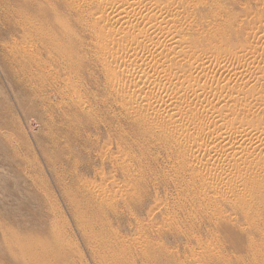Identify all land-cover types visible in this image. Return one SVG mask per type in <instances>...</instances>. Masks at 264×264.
<instances>
[{
	"label": "rangeland",
	"instance_id": "374dc122",
	"mask_svg": "<svg viewBox=\"0 0 264 264\" xmlns=\"http://www.w3.org/2000/svg\"><path fill=\"white\" fill-rule=\"evenodd\" d=\"M108 1L114 5L120 3L119 0ZM151 1L149 6L154 5L148 8L158 14L160 9L155 0ZM238 1L247 6L256 4V0ZM258 6L264 11V3ZM53 9L71 28L74 37L78 36V41L84 39L81 47L74 41L72 56L74 61L77 53L81 58L79 72L62 75V80H56L54 75L67 71L63 57L57 54L52 59L48 53L38 54L34 42L38 11L50 14ZM121 9L125 10V6ZM74 13L62 8L60 0H0V264L11 263L7 256L10 246L16 253L13 260L18 261L22 257L24 252L13 248L15 242L37 243L35 241L38 240L41 243H59L65 259L70 258L68 264H74V261L76 264H92L85 243H113L114 237L124 243H133L137 238L141 241L139 243H199L201 240L203 246L215 247L213 255L217 254L216 258H220L222 264H227L231 255H241V250L232 246L233 243H245L244 234L246 236L247 233L242 234L239 230L247 227L245 220L233 207L221 203L217 204L218 210L222 208L225 211L214 214L217 205L211 199L212 194H209V205L193 196L209 190H204L206 186L202 180H196L192 186L182 183L189 182V171L185 167V173H177L176 168L183 165L185 157L189 159V156L183 150L176 152L177 140L146 133L149 117L144 114L130 121L123 115V101L132 102L135 94L124 83L120 90L115 88L116 85L112 86L113 73L104 71L93 57L92 40L88 36L83 37ZM105 14L108 18L113 16ZM169 17L165 16L170 20ZM77 46L82 48L81 51ZM39 60L44 65L41 72L38 70ZM153 66L158 65L153 63ZM176 83L174 85L179 84ZM244 87L257 90L255 87L258 86L250 83ZM229 95L234 97L236 94ZM238 98L240 101L241 97ZM238 104L236 106L241 108ZM196 107L200 113L198 109L201 106ZM195 110L188 115L192 117ZM260 112L256 118H249L243 112L235 124L240 123L237 125L240 128L241 122H245V128L259 125L260 129L255 127V131L264 133V113ZM106 113L115 117V123H109L104 130L103 120L110 121ZM132 121L136 122L135 128ZM210 124L207 131L216 133L239 128L232 124L226 129L224 125V130L220 123ZM109 131L117 136L118 150L114 143L108 147ZM105 151L107 158L101 164L99 157ZM114 154L118 158V169L112 168L115 165L111 164V155ZM191 164L198 174L203 172ZM121 166L131 173L130 179L122 175ZM87 184L93 188L89 190L97 202H100L95 192L98 190L105 196L119 187L126 189L128 195L124 200L114 192L113 201L95 205L97 202L88 200ZM83 185L85 189H82ZM139 201L146 205L142 212L137 210ZM220 212L229 218L221 219L218 216ZM176 233L179 234L176 236ZM249 233L255 237L251 231ZM211 263L216 264L214 259Z\"/></svg>",
	"mask_w": 264,
	"mask_h": 264
},
{
	"label": "bare ground",
	"instance_id": "6f19581e",
	"mask_svg": "<svg viewBox=\"0 0 264 264\" xmlns=\"http://www.w3.org/2000/svg\"><path fill=\"white\" fill-rule=\"evenodd\" d=\"M60 1L61 7L68 13L75 12V24L80 25L83 37L88 36L92 40L95 51L92 52L93 57L100 62L104 71L113 73L112 86L116 85L114 87H119L117 90H120L124 83L135 94L133 103L123 101L122 112L128 121L144 114L149 117L146 133L177 140L176 152L183 150L189 156V159L185 157L183 165L176 168L177 173L189 171V182L182 183L192 186L196 180H202L206 186L204 190H209L200 195L192 193L193 196L202 199L206 205L211 198L209 194H212L211 199L216 205L221 203L233 207L246 221L244 223H247V227L239 229L242 234L247 233L246 236L244 234L245 243H233L232 246L241 250L242 254L231 255L227 264H264V133L255 131L259 125H255V129L248 126L253 131L243 126V123L246 125L245 122H241L244 128L237 126L240 123L235 124L243 112L249 118L258 117L260 111L264 113V11L258 6L264 0H256L254 6L242 5L238 0H155L163 15L162 12L159 13L160 10L157 14L148 8L151 0H119L120 5L110 4L108 0ZM121 6H125V10ZM38 13V27L35 28L34 38L37 53H48L52 59L59 54L65 60L64 67H67L66 72H56L54 78L62 80V75L79 72L81 58L77 53L74 61L72 56L74 41L81 47L84 39L78 41V36L74 37L73 31L59 18L56 9L50 14L44 10ZM105 13L113 16L108 18ZM164 15L170 16V20ZM168 21L172 23L169 24ZM78 46L81 51L82 48ZM153 63L158 66H153ZM38 65L41 72L44 65L40 60ZM175 82L179 84L174 85ZM250 83L260 86V89H245L244 86ZM115 92L121 94L120 91ZM228 93L236 94L241 100ZM236 103L241 104V108ZM197 105L201 106V110L198 109L200 113L195 110ZM193 110L198 114L195 112L190 117L188 113ZM106 115L110 117V121L106 118L103 120L104 130L109 127V123H115L113 115ZM203 116H207L206 119ZM211 122L220 123L224 130V125L226 129L232 124L239 128L227 129L222 133L207 131ZM132 123L135 128L136 122ZM109 134L108 147L114 143L117 148V136L110 131ZM168 150L171 151L172 147L169 146ZM106 158L105 151L99 157L100 163L103 164ZM117 159L115 154L111 155V164L115 165L112 166L113 169L119 167ZM189 163H194L203 172L199 170L201 174H198ZM120 168L122 175L130 179L131 173L122 166ZM164 182H167L166 179ZM84 185L82 189L86 188L88 191V200L95 201L89 190L91 185L87 184L85 188ZM114 190L119 193V198L126 199V189L118 187ZM95 192L100 200L95 201V205L102 206L103 203L114 200V192L105 196L99 190ZM137 204L139 212L146 207L145 202L139 201ZM126 208L128 209V205ZM218 208V205L215 206L214 214L222 210ZM203 212L208 214L205 210ZM127 215L133 218L128 213ZM146 215H149L148 211ZM223 215L225 214L220 212L218 216L222 219L225 218ZM200 226L198 223L199 230ZM206 232L208 233V229ZM137 240L124 243L125 241L114 237L113 243L85 244L92 264H212V259L216 264H222L221 259L216 258L217 254L213 255L216 253L215 247L203 246L200 244L201 240L199 243H139L141 241ZM35 242L37 243L12 244L16 250L24 252L18 261L13 260L16 253L14 254L15 251L9 244L7 256L11 260L10 264H68L67 260L70 258L65 259L59 243Z\"/></svg>",
	"mask_w": 264,
	"mask_h": 264
}]
</instances>
